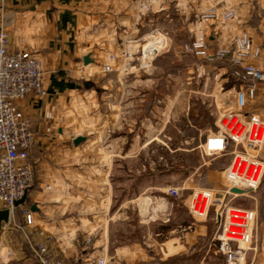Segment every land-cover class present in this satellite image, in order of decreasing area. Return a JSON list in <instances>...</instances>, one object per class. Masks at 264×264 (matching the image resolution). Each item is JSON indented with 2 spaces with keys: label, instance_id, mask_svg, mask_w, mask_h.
Instances as JSON below:
<instances>
[{
  "label": "rangeland",
  "instance_id": "1",
  "mask_svg": "<svg viewBox=\"0 0 264 264\" xmlns=\"http://www.w3.org/2000/svg\"><path fill=\"white\" fill-rule=\"evenodd\" d=\"M135 5L137 12H143L139 32L136 35L129 28L135 22L128 19L124 43L103 51L108 62L90 83L99 100L88 117L89 125L97 126L94 137L100 139L96 152H102L105 143L104 152L111 154L109 209L103 213L108 220L93 227L91 240L79 242L97 253L73 256L67 263L90 264L104 257L106 264H235L222 250V221L217 220L218 212L232 207L254 213L250 221L254 240L249 245L257 247L259 255L264 236V174L255 190L230 193L227 168L234 151L245 148L229 144L224 152L210 154L206 143L220 131L227 114L247 120L257 115L264 122V81L254 99L238 104L241 82L234 72L239 68L229 57L216 55L219 48L234 45L219 46L215 41L222 37L218 26L228 20L205 22L201 15L206 10L197 14L180 2L132 3V10ZM200 31L205 33L206 54L187 48ZM255 151L248 153L264 163V143ZM205 192L212 194L210 202L207 198L198 203L196 211L202 205L204 211L210 203L207 217L193 211V202L198 195L202 201ZM20 216L16 228L26 231L28 225ZM98 216L102 212L97 211L94 217ZM12 226L0 235L13 233ZM39 232L43 239L52 238L49 245L55 253L54 237ZM104 237V244L99 243ZM134 245L141 249L139 260L122 250ZM5 247L9 248L0 241V250Z\"/></svg>",
  "mask_w": 264,
  "mask_h": 264
},
{
  "label": "crops",
  "instance_id": "2",
  "mask_svg": "<svg viewBox=\"0 0 264 264\" xmlns=\"http://www.w3.org/2000/svg\"><path fill=\"white\" fill-rule=\"evenodd\" d=\"M165 1L183 3L184 8H192L197 14L213 10L218 20L233 12L234 17L216 29L222 36L215 39L219 46L234 43L235 37L243 32L256 44H264V0ZM132 3L141 2L0 0V29L5 28L9 34L10 50L31 51L44 67L43 93L30 94L18 101L31 118L36 134L30 152L34 180L27 191L26 202L16 211L15 222L3 227L15 225L11 227L13 233L0 235V241L9 246L0 250V264H34L35 257L28 242L29 239L42 241L44 235L38 233L43 230L54 237L55 253L67 262L73 256L87 258L97 253L90 246H79V242L92 238L93 227L104 225L108 220L103 213L109 209L111 154L104 152L105 143H101L102 152H96L100 139L94 137L92 130L97 126L89 125L88 117L96 106L95 101L99 100L90 87L91 82L96 81L93 78L103 73V65L108 62L103 51L124 43L128 19L135 22L129 28L133 27L136 35L139 32L143 12L138 9V13L136 5L132 10ZM86 56H90L92 62L86 64ZM79 135L86 140L75 145L73 141ZM248 151L256 152L254 149ZM235 180L231 186L239 188L240 180ZM247 192L245 190V194ZM22 208H29L34 217V223L26 231H21L18 225L16 228L21 222L16 216L21 215ZM97 211L102 212V216L95 218ZM219 213L216 216L221 223ZM105 240L104 237L99 243L104 244ZM261 240L259 255L257 247L251 248L247 243L243 246L246 250L241 262L264 264V236ZM123 249L132 255L131 259L143 257H140L138 245Z\"/></svg>",
  "mask_w": 264,
  "mask_h": 264
},
{
  "label": "built area",
  "instance_id": "3",
  "mask_svg": "<svg viewBox=\"0 0 264 264\" xmlns=\"http://www.w3.org/2000/svg\"><path fill=\"white\" fill-rule=\"evenodd\" d=\"M143 5L157 4L158 0H139ZM203 21L218 20L213 10L202 13ZM233 12L223 15V19L231 20ZM187 48L198 54L207 53L204 31L199 32L198 39ZM219 58L229 57L239 68L234 74L239 78L241 87L237 92L238 104L244 106L249 100L258 95L259 84L264 81V44H256L251 37L243 32L235 37L233 47L219 48ZM44 91V67L36 54L29 50L11 51L9 34L5 28L0 29V204L8 208L11 213L10 223L15 222L18 207L15 203L22 199L34 180V168L30 160V152L35 143L36 134L31 125V118L18 105V101L30 94L41 95ZM220 131L210 136L206 148L210 154L224 152L229 144L236 147L243 146L245 151L236 149L227 168V176L232 183L236 178L240 180L239 188L255 190L264 174V163L256 156L248 153L249 149L259 148L264 143V122L257 115L248 120L237 114H227L223 117ZM247 151V152H246ZM236 181V180H235ZM238 181V180H237ZM235 183L231 185L234 186ZM230 186V187H232ZM238 186V185H237ZM172 192L178 195V190ZM231 193V192H230ZM198 195L199 200L193 202L194 213L205 216L210 203L207 202L197 209L198 203L210 198V192ZM21 213L26 225L34 223L33 212L29 208H22ZM222 231L220 240L222 250L235 264H242L244 247L242 243L250 244L252 240L250 221L254 219L252 211L241 208H227L220 212ZM51 237L42 241L29 239V249L35 257L34 264H70L60 258L50 248ZM233 246H236L233 248ZM238 260V261H237ZM90 262V261H89ZM240 262V263H238ZM106 258H99L90 264H106Z\"/></svg>",
  "mask_w": 264,
  "mask_h": 264
},
{
  "label": "water",
  "instance_id": "4",
  "mask_svg": "<svg viewBox=\"0 0 264 264\" xmlns=\"http://www.w3.org/2000/svg\"><path fill=\"white\" fill-rule=\"evenodd\" d=\"M84 62L86 64H88V63L92 62V59L90 58V56H86L84 58ZM85 140H86L85 136L79 135V136L75 137L73 142L75 145H78ZM231 191L233 193H237V194H245V190L242 188H238V187H232ZM219 196H223V195L219 194ZM26 198L27 197L25 195L22 199L18 200L15 203V206L18 207V206L24 204L26 202ZM10 218H11L10 210L8 208H3V207L0 208V232L2 231L4 225H7L10 223Z\"/></svg>",
  "mask_w": 264,
  "mask_h": 264
},
{
  "label": "trees",
  "instance_id": "5",
  "mask_svg": "<svg viewBox=\"0 0 264 264\" xmlns=\"http://www.w3.org/2000/svg\"><path fill=\"white\" fill-rule=\"evenodd\" d=\"M236 67V65H234Z\"/></svg>",
  "mask_w": 264,
  "mask_h": 264
}]
</instances>
